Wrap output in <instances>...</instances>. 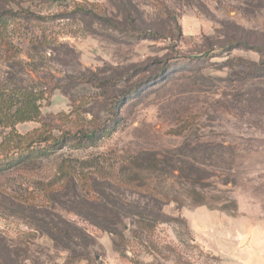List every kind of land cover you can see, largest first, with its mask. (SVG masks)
I'll return each mask as SVG.
<instances>
[{
  "label": "rangeland",
  "instance_id": "374dc122",
  "mask_svg": "<svg viewBox=\"0 0 264 264\" xmlns=\"http://www.w3.org/2000/svg\"><path fill=\"white\" fill-rule=\"evenodd\" d=\"M0 17V87L48 92L21 134L116 121L0 173V264H264V56L230 46L264 44V0H0Z\"/></svg>",
  "mask_w": 264,
  "mask_h": 264
},
{
  "label": "trees",
  "instance_id": "16d2710c",
  "mask_svg": "<svg viewBox=\"0 0 264 264\" xmlns=\"http://www.w3.org/2000/svg\"><path fill=\"white\" fill-rule=\"evenodd\" d=\"M2 18L0 17V22ZM4 28V22L0 24V34ZM232 49L237 47H248L258 51L264 56V44H255L249 41L232 37L230 42ZM48 97L46 89H37L35 86L20 87L9 86L0 87V127L2 128L0 141V173L10 168L19 167L26 162L33 161L36 156H44L52 154L67 145L81 147L94 145L101 139L108 137L115 130V122L111 125H99L93 129L80 130H59L57 133L53 120L50 123L42 122V127L37 128L32 133L21 134L16 126L19 123L27 121H41L42 119V102ZM129 97V96H128ZM118 118V113H114ZM58 116H68L66 113H59ZM70 117V116H69ZM181 160L178 159V163ZM196 169V168H194ZM157 179L154 176L137 172L128 177L126 183L133 184L138 189H142L139 194H148L151 198L159 200L150 191L152 182ZM94 186V185H93ZM172 200L178 197L171 198ZM207 204V203H206ZM216 209H224L223 207L211 206ZM145 213V212H144ZM150 219H158L159 215L153 212H146Z\"/></svg>",
  "mask_w": 264,
  "mask_h": 264
},
{
  "label": "water",
  "instance_id": "95a60500",
  "mask_svg": "<svg viewBox=\"0 0 264 264\" xmlns=\"http://www.w3.org/2000/svg\"><path fill=\"white\" fill-rule=\"evenodd\" d=\"M242 242H244V240Z\"/></svg>",
  "mask_w": 264,
  "mask_h": 264
}]
</instances>
